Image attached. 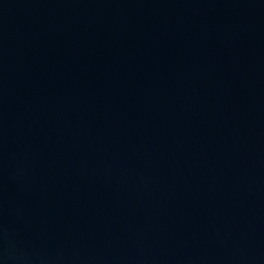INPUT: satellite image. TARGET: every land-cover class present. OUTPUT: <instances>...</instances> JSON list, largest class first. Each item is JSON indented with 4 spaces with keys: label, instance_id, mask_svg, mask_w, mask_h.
<instances>
[{
    "label": "water",
    "instance_id": "obj_1",
    "mask_svg": "<svg viewBox=\"0 0 264 264\" xmlns=\"http://www.w3.org/2000/svg\"><path fill=\"white\" fill-rule=\"evenodd\" d=\"M0 264H264V0H0Z\"/></svg>",
    "mask_w": 264,
    "mask_h": 264
}]
</instances>
